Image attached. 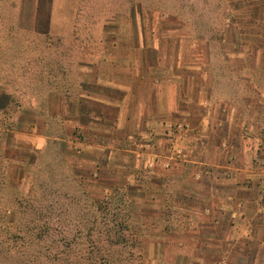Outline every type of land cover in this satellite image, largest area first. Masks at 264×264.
Returning <instances> with one entry per match:
<instances>
[{"label": "rangeland", "instance_id": "374dc122", "mask_svg": "<svg viewBox=\"0 0 264 264\" xmlns=\"http://www.w3.org/2000/svg\"><path fill=\"white\" fill-rule=\"evenodd\" d=\"M230 5L236 10L242 1ZM228 7V0H0V126L33 134L28 141L0 130V264H264L259 244L226 261L192 253L189 243H168L163 253L147 232L164 228L155 213L148 227L129 225L124 244L117 242L123 227L112 213L130 214L127 200L88 192L81 177L92 169L82 156L98 152L83 147L82 124L66 110L83 68L107 75L127 68L131 59L151 57L144 46L158 37L168 57L206 62L221 80L219 92L235 90L225 76L238 73L244 41L222 31Z\"/></svg>", "mask_w": 264, "mask_h": 264}, {"label": "crops", "instance_id": "0c3cea01", "mask_svg": "<svg viewBox=\"0 0 264 264\" xmlns=\"http://www.w3.org/2000/svg\"><path fill=\"white\" fill-rule=\"evenodd\" d=\"M240 1L235 10L228 0L230 23L222 28L244 41L236 43L244 57L238 73L225 76L235 87L229 93L219 92L206 62L168 57L160 37L144 46L151 57L108 75L83 68L72 78L66 110L82 124L83 147L98 152L82 156L92 169L82 181L88 192L127 193L132 227L159 215L164 228L147 232L163 253L168 243H189L192 253L226 261L264 247V7L256 17L264 0ZM251 19L256 26L243 24Z\"/></svg>", "mask_w": 264, "mask_h": 264}, {"label": "trees", "instance_id": "16d2710c", "mask_svg": "<svg viewBox=\"0 0 264 264\" xmlns=\"http://www.w3.org/2000/svg\"><path fill=\"white\" fill-rule=\"evenodd\" d=\"M39 1H41V0H39ZM49 3H48V9H49V13L48 14H50V8H49ZM42 7H44L42 4H38L37 5V10H41V8ZM261 7H264V4H259L257 7H256V10H257V14H256V17L257 16H260L261 15V13H262V11H261ZM49 17V16H48ZM256 23H257V20H254V19H251V20H249V25L250 26H256ZM47 26H48V28H49V25H48V23H47ZM3 96H6V97H8V98H10V106H11V103L12 102H16V98H15V96L12 94V93H3L2 94ZM16 104H18L17 102H16ZM10 106L9 107H7V108H5V109H3V112H9V108H10ZM8 125H11V126H7L6 128H5V126L4 127H1L0 126V130H3L5 133H7L8 132V134L10 133V132H12V131H14L15 130V126L14 125H12V124H8ZM110 196H114L113 198L116 200L118 197L119 198H121V197H125L126 198V200H127V203H128V211H129V213L130 214H128V215H126V217L125 216H123L122 214H118V213H116V211H113V213L112 214H114V215H116V220H117V222H116V224H120V227H123V230L119 233V234H115V236H116V238H117V242L119 241L120 243H123L124 244V242H125V239H127L128 237H127V233H129V231H131V229H130V226H129V221H130V219H131V216H132V208H131V206H132V204H131V197L127 194V193H123V194H121L120 192L119 193H117V192H113V193H111V194H107V195H95V197L97 198V199H102V200H104L105 198L107 199L108 197V199L107 200H109V201H112V199L110 200ZM107 200L106 201H104V202H106V203H109V201L107 202ZM119 212V211H118Z\"/></svg>", "mask_w": 264, "mask_h": 264}]
</instances>
